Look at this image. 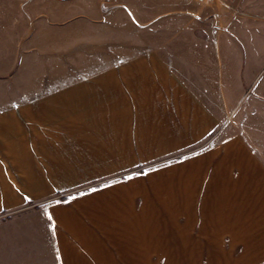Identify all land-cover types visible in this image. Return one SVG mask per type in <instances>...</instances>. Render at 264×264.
<instances>
[{"label":"crops","instance_id":"obj_1","mask_svg":"<svg viewBox=\"0 0 264 264\" xmlns=\"http://www.w3.org/2000/svg\"><path fill=\"white\" fill-rule=\"evenodd\" d=\"M27 1L0 264H264V0Z\"/></svg>","mask_w":264,"mask_h":264},{"label":"rangeland","instance_id":"obj_2","mask_svg":"<svg viewBox=\"0 0 264 264\" xmlns=\"http://www.w3.org/2000/svg\"><path fill=\"white\" fill-rule=\"evenodd\" d=\"M30 3L27 0H0V44L3 43L4 46L10 44V41L20 36V21L23 17H31L33 19L35 16L40 18H34L33 23H31V28L36 29L38 26L48 25L47 20L39 15V13L44 14V8L38 6H29ZM74 10V9H73ZM46 16V15H45ZM51 21L56 20L59 17L49 16ZM59 20V19H57ZM5 50L8 47H4ZM1 51V50H0ZM4 54V53H3ZM2 54H0V61H2ZM16 63L13 65V70L17 69ZM4 71L0 69V75ZM1 80V79H0Z\"/></svg>","mask_w":264,"mask_h":264},{"label":"trees","instance_id":"obj_3","mask_svg":"<svg viewBox=\"0 0 264 264\" xmlns=\"http://www.w3.org/2000/svg\"><path fill=\"white\" fill-rule=\"evenodd\" d=\"M62 200L66 199V197L61 198Z\"/></svg>","mask_w":264,"mask_h":264}]
</instances>
